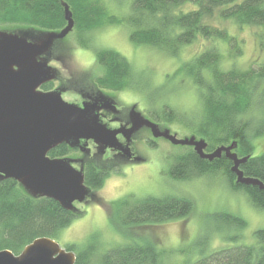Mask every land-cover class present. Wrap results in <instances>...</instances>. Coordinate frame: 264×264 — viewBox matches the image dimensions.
<instances>
[{"label": "trees", "instance_id": "obj_1", "mask_svg": "<svg viewBox=\"0 0 264 264\" xmlns=\"http://www.w3.org/2000/svg\"><path fill=\"white\" fill-rule=\"evenodd\" d=\"M65 4L73 14L79 44L93 48L104 69V75L96 79L102 89H140L135 69L125 56L113 49L94 46L92 34L112 24L128 25L131 28L129 38L134 44L150 46L173 57H178L200 37L227 44L230 51L236 50L234 54L239 55L238 38L227 27L207 22L218 15L222 21H231L239 27L257 28L260 48L264 52V0H132L130 12L124 16L112 14L101 0H0V25L17 24L40 33L59 32L67 26ZM187 4H192L193 9L184 10ZM222 61L219 48L213 47L181 66L180 71L196 85L202 98V116L189 124L206 140L209 152L236 142L238 155L249 156L241 165L244 175L264 183V153L255 155L253 143V139L264 136V65L225 69ZM42 88L48 90L51 84ZM152 91L150 94L156 96L158 89ZM161 110L158 117H164L160 119L173 120L174 110ZM74 151L62 144L51 150L49 156L62 158ZM97 164L88 161L84 166L85 183L93 190L100 189L110 175ZM232 165L224 155L209 162L192 149L177 156L168 173L178 181L221 173L234 191L245 192L255 207L264 210V190L236 184ZM111 209L112 228L125 241L104 252L96 235L82 248L69 245L66 250L75 253V264H170L166 251L159 247L156 239L144 236L137 229L187 217L193 212L194 203L178 194L143 198L128 195L115 201ZM78 213L65 210L53 199L31 196L13 179H0V251L9 250L20 255L38 238L56 240L60 232L78 218ZM216 217L235 229L244 230L247 226L242 217L234 214L220 213ZM254 235L253 244L220 246L192 264H264V229L257 230ZM137 236L140 238H135Z\"/></svg>", "mask_w": 264, "mask_h": 264}, {"label": "rangeland", "instance_id": "obj_2", "mask_svg": "<svg viewBox=\"0 0 264 264\" xmlns=\"http://www.w3.org/2000/svg\"><path fill=\"white\" fill-rule=\"evenodd\" d=\"M101 1L112 14L119 16L128 14L132 4V0ZM193 7L192 4H187L183 9L191 10ZM207 22L214 26L227 27L240 41L241 53L236 55L234 53L237 51H230L227 44H217L200 37L185 47L178 57H173L153 47L131 42V28L128 25L112 24L94 32V46L118 51L135 69V78L140 89L122 91L102 89L96 84V79L104 75V69L97 61L95 50L80 45L78 34L73 29L66 38L54 43L51 53L47 56L49 64L57 70V78L52 82L53 89L61 90L62 98L66 102L81 107L85 102L104 95L113 101L116 99L124 107L136 108L146 119L160 124L158 126L162 131L168 129L179 139L193 136L197 140L204 139L198 135L196 129L194 130V126L189 124V121H199L198 118L202 116V98L196 85L180 71L181 66L213 47L219 48L225 69H249L264 65V52L260 48L257 28L239 27L231 21H222L218 15ZM0 30L21 33L29 38L49 32L40 33L17 24H2ZM155 88L158 93L153 96L150 93ZM163 108L174 110L176 116L174 114L171 118L173 120L166 121L160 119L164 116L158 117ZM147 138L155 140L156 143H148ZM233 143L221 146H230ZM253 143L255 155L264 153V136L253 139ZM133 145L137 156L143 159L142 162L121 163L118 159H113V156L98 152L96 148L92 149V155L72 152L62 157L72 159L73 163V158L81 157L83 162L73 164L78 170H84L86 162L94 161L110 172L100 189H91L87 200L76 204L78 218L56 237L62 248L66 249L73 244L82 248L94 235L101 245L102 252L125 241L124 237L112 228L109 216L111 205L128 195L143 198L149 195L162 197L178 194L193 201L194 210L189 216L137 229L144 236L156 239L159 247L166 251L170 264H192L217 247L227 244L249 245L255 242L254 233L264 229V210L255 207L245 192L234 191L224 175L205 174L181 181L170 177L168 171L175 158L187 154L193 147L174 145L165 138L156 140L152 132L148 131L140 132ZM206 152L209 153L207 149ZM220 213L242 217L247 222L246 228L239 230L220 222L221 219L216 217Z\"/></svg>", "mask_w": 264, "mask_h": 264}, {"label": "water", "instance_id": "obj_3", "mask_svg": "<svg viewBox=\"0 0 264 264\" xmlns=\"http://www.w3.org/2000/svg\"><path fill=\"white\" fill-rule=\"evenodd\" d=\"M67 26L59 32H47L31 39L21 33L0 30V179L17 181L31 196L57 201L65 210L76 211V203H84L91 189L85 183L84 170L76 169L73 160L49 157V152L66 144L77 148L81 140L93 141L100 150L115 149L131 158L132 136L144 126L154 138H165L174 145L193 147L195 153L209 162L223 155L233 165L236 183L258 186L264 183L247 177L241 169L249 157L239 158L237 144L220 146L206 152L208 143L196 137L179 139L158 124L146 119L133 108L132 127L109 129L100 120L102 109L115 110V102L99 95L83 106L63 100L61 90L44 91L41 87L57 78V70L47 56L58 40L74 29L73 14L65 4ZM123 133L128 143L124 147L117 135ZM137 160L141 158L137 157ZM76 255L48 237L38 238L20 255L0 251V264H75Z\"/></svg>", "mask_w": 264, "mask_h": 264}, {"label": "flooded vegetation", "instance_id": "obj_4", "mask_svg": "<svg viewBox=\"0 0 264 264\" xmlns=\"http://www.w3.org/2000/svg\"><path fill=\"white\" fill-rule=\"evenodd\" d=\"M47 84H51V88L48 89V90H45L43 89L42 87V90L44 91H51V90H54L53 89V84L52 82H49ZM46 85V84H45ZM44 86V85H43ZM114 102L116 103V106H117V111L115 110H107V109H102L100 112H99V115L101 117V121L105 122L107 127L111 128V129H129L132 127V123H131V118H130V111L132 108H128L127 106L124 107L119 101H117L116 99L114 100ZM84 102H82L83 104ZM155 123H157L156 121H153ZM158 124V123H157ZM160 125V124H158ZM162 130V129H161ZM142 131H148L151 133L150 129L147 128V127H143L142 129H140L137 133H135L132 138H131V141H130V148H131V151L133 152V155L131 158H127L124 156V154H122V152L118 151V150H115V149H105V150H100L98 148V146L91 140V141H85V140H81V143L80 145L83 146V148L81 147H77V148H72L74 149L75 152H82V153H86L87 155H92L93 154V148H96L98 150V152H102V153H106L108 154V156H113L114 158L113 159H118L117 161L119 162H124V163H128V164H136L138 162H142L143 159H140V160H137L135 159V157H139L137 156L136 152H135V148H134V142L137 138V136L139 135L140 132ZM117 138L119 140V142L125 147L126 144L128 143L126 137L124 136L123 133H119L117 135ZM158 139H163V138H156V140ZM147 141L148 143L150 144H155V140L153 139H150V138H147ZM91 153V154H90ZM75 161L74 163H81L83 162L82 158L80 157H76V158H73ZM73 163V164H74Z\"/></svg>", "mask_w": 264, "mask_h": 264}]
</instances>
